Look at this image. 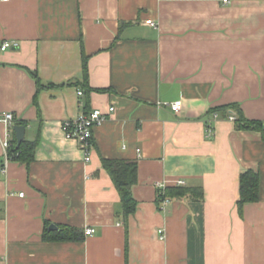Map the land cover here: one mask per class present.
<instances>
[{
    "label": "crops",
    "instance_id": "1",
    "mask_svg": "<svg viewBox=\"0 0 264 264\" xmlns=\"http://www.w3.org/2000/svg\"><path fill=\"white\" fill-rule=\"evenodd\" d=\"M5 41L17 45L0 50V113L39 144L3 172L0 125V264H264V137L217 109L264 121V0H0ZM32 71L54 85L37 102ZM110 106L86 161L63 123ZM102 157L138 163L127 219ZM247 169L260 199L240 212ZM180 179L203 199L162 210L156 183ZM66 225L83 237L44 238Z\"/></svg>",
    "mask_w": 264,
    "mask_h": 264
},
{
    "label": "trees",
    "instance_id": "2",
    "mask_svg": "<svg viewBox=\"0 0 264 264\" xmlns=\"http://www.w3.org/2000/svg\"><path fill=\"white\" fill-rule=\"evenodd\" d=\"M83 55V69L84 75L88 76V56ZM32 75L35 78L37 84V92L34 97V101L37 102V97L39 91L46 86H54L52 83L45 85L38 72L32 71ZM91 87H88V90ZM224 116H228L230 111L236 113L235 127L240 130H257L262 132L264 137V121L248 119L237 103H231L226 106L217 108ZM214 109V110H217ZM25 120L16 119L14 125H26ZM11 145L8 149V154L10 159H16L23 163L30 164L35 158V150L39 144V138L35 140L23 139L19 144L16 133L12 127L11 129ZM103 167L110 174L116 188L119 191L122 203V214L127 219L131 214H133L138 205V201L133 195L132 188L138 181V163L135 161H129L126 159L119 158H106L102 157ZM157 202L159 206L162 201L169 197L171 199L175 198H191L202 200L204 197V191L201 187H187L181 185H169L162 191H157ZM260 199V176L259 174L252 170L247 169L240 174V192L238 198V206L240 212H242L243 207L248 202H256ZM45 239L54 240H78L83 237V232L77 227L73 226H63L60 231H49L46 228L44 232Z\"/></svg>",
    "mask_w": 264,
    "mask_h": 264
},
{
    "label": "built area",
    "instance_id": "3",
    "mask_svg": "<svg viewBox=\"0 0 264 264\" xmlns=\"http://www.w3.org/2000/svg\"><path fill=\"white\" fill-rule=\"evenodd\" d=\"M4 1V0H2ZM155 25V23H152ZM16 43L10 42V41H5L1 46L0 50L5 51L11 47L16 46ZM79 95L83 94L82 90L78 91ZM180 101H177L171 105L172 109L176 112L180 110ZM115 110L114 106H110L107 109L103 108H95L92 111L89 112H83L80 115H78L76 118L73 119H66L63 123V129L65 131V134L68 138L74 139L75 141L78 142L80 145L81 149L85 153V160L89 161L91 159V146L93 142V135H94V129L102 124L104 120H106L107 116L110 115L113 111ZM214 118H218V114L215 113ZM237 116L234 111H230L228 115V119L235 122ZM15 117L12 112H4L0 113V125H4L6 128L5 131V137L3 139V147H4V159H5V164L2 169L3 172L6 171V165L10 159L9 154H8V149L11 145V129L14 125ZM185 182L183 180H178L175 185H184ZM167 182L166 181H158L156 183V187L158 191H162L167 187ZM21 196L24 195V193H20ZM171 198L167 197L165 198L160 207L162 210L166 208V205L171 202ZM95 232L94 228L87 227L85 229V234L90 235ZM160 232H162L161 238H164V230L161 229Z\"/></svg>",
    "mask_w": 264,
    "mask_h": 264
},
{
    "label": "water",
    "instance_id": "4",
    "mask_svg": "<svg viewBox=\"0 0 264 264\" xmlns=\"http://www.w3.org/2000/svg\"><path fill=\"white\" fill-rule=\"evenodd\" d=\"M18 143L20 144L25 138L26 126L25 125H14L13 127Z\"/></svg>",
    "mask_w": 264,
    "mask_h": 264
}]
</instances>
